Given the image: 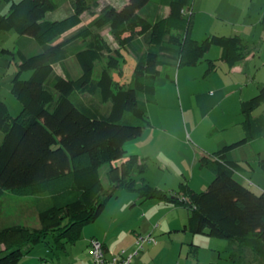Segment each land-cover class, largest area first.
<instances>
[{"label":"trees","instance_id":"trees-1","mask_svg":"<svg viewBox=\"0 0 264 264\" xmlns=\"http://www.w3.org/2000/svg\"><path fill=\"white\" fill-rule=\"evenodd\" d=\"M0 1L8 5L0 13V30H14L39 45L34 53H21L11 80L10 92L20 102V111L9 115L0 100V192L29 196L26 200H32L39 225L29 227L8 213L16 223L0 227V264H21L28 248L46 241L49 234L57 244L74 242L79 227L103 210L101 194L111 196L120 188L136 191L141 199L156 198L186 208L183 229L227 239L230 264H246L235 254L237 242L251 247L255 255H264V191L255 193L237 179L252 161L264 170V154L246 146L264 140V110L254 113L264 103V84L241 103L243 135L212 152L214 159H199V166L213 172L204 190L184 183L175 190L157 188L144 177H136L147 167L135 156L112 164L124 156L125 142L139 137L149 125L146 105L155 101L157 88L167 82L164 69L196 65L212 45L220 48V59L232 67L249 52L239 35L192 38V0H126L120 7L105 4L84 24L82 14L92 11L97 0H71V12L60 19H49L46 13L58 9L64 0ZM159 7H167L166 15L156 10ZM105 27L135 57L130 81L116 90L111 70L117 67L120 52L113 53L100 34ZM103 55L107 63L100 64V75L93 79L95 63H101ZM71 57L80 74L55 73V66ZM213 67V60L208 59L207 71ZM25 70L30 75L21 79ZM53 89L58 97L50 106ZM87 92L109 109L103 112L87 103ZM239 147H243V160L234 156ZM103 163H108L107 191L99 175Z\"/></svg>","mask_w":264,"mask_h":264},{"label":"rangeland","instance_id":"rangeland-1","mask_svg":"<svg viewBox=\"0 0 264 264\" xmlns=\"http://www.w3.org/2000/svg\"><path fill=\"white\" fill-rule=\"evenodd\" d=\"M106 2L116 3L117 1L97 0V5L93 7L92 11H87L82 14L83 24L89 21L93 15L98 14ZM191 3L194 12L190 21V35L192 37L200 40L205 35L213 33L219 35L239 34L244 37L248 45L253 48L255 59L250 63L252 78L250 85L245 87L241 92L244 99H249L253 89H255L257 85L264 84V25L259 23V17L262 12H264V0H192ZM6 7H8L6 3H0V12L7 11ZM70 12L71 10H69L67 3H63L58 9L47 12L46 17L49 19H60ZM142 16L149 21L153 19L146 15ZM100 34L106 39L113 53H115L116 50L120 52L117 54V56H119L117 67L111 70L114 89L116 90L119 87L127 85L130 81L135 64V57L130 50L121 47L112 34L110 27L102 29ZM142 38L145 40L144 36H142ZM2 49H7L12 53H3L1 52ZM38 49L39 45L36 42L27 41V39H24V37L16 31L0 30V100L6 104L8 114L11 116H15L21 109L20 102L10 92L11 80L20 62L21 53L26 52L31 54ZM219 56L220 48L217 45H212L201 59L200 62L202 63L199 62L198 66L199 64H204L205 70V68H207V59L210 58L213 60L214 67L207 74L203 75V78H199L201 74H198L196 76L198 80L195 83H190L194 87H191V85L188 87L199 88L205 85L209 94H216V90L221 88V92L226 95V102L215 107L213 111H209L205 122L202 123L200 130L197 132H192L189 119L186 116L187 114L185 115L186 117H182L180 113L184 143L177 144L169 151L167 157L170 158V160L174 161L180 158L185 162H189V159H191L194 153L193 146L198 148L201 145H205L211 148L213 144L218 143L224 138H229L230 136L232 138L234 132L240 129L238 126V122L241 119L237 106L238 92H234L233 95H231V89L236 87L238 75H233L228 67L221 63ZM106 63L107 57L103 55L101 63H95L92 75L93 79H97L100 75V64ZM182 67L189 68L187 66ZM64 70L68 72L70 77H77L81 72L74 57L67 59L61 65H56L54 69L55 73H61L64 72ZM177 71L178 67H175V73H173L174 84L177 81ZM29 75L30 70H25L21 74V79H26ZM256 91L253 93H256ZM52 93L53 100L50 102V106L54 105L58 97V93L54 89ZM88 94L87 92V94L84 95L87 103H91L94 108L103 112L109 109L108 105L98 102L97 98ZM74 96L75 95H72V98H74ZM222 108L224 109L223 111H225L224 114L222 113ZM262 110H264V103L255 108L254 113H259ZM218 111L222 115L218 114ZM171 112L172 113H168L169 115L167 117L175 119L176 112ZM223 115L228 119L227 122L230 121V124H222V122L216 120L217 117L221 118ZM222 126L226 127L224 128ZM250 146L264 154V140H254L250 142ZM107 168L108 163H103L99 169L104 191L109 189V183L105 176ZM185 173L187 179H192L193 185L198 187L197 189H201L200 191L204 190L212 179V177L210 178V176H212L211 171L207 167H196L193 172L187 167ZM142 175L144 176V174ZM142 175L137 178L140 179ZM151 177L152 181L158 180L162 182L161 180L165 179L168 187L174 189L179 188L178 176L172 173L161 174L158 173L156 168H153ZM237 179L255 193L264 191V171L260 168H255V170L248 169L240 174V176L237 175ZM26 198H29V196L14 195L6 190L0 192V227L16 223V220L14 219L15 221H13L8 215V213L11 212L19 222H24L29 227L39 225V219L32 211V200H26ZM101 199L105 203L103 210L94 220L87 221L79 227V235L74 242L67 240L62 241L61 244H57L49 234L46 241H40L29 247L27 252L22 256L20 263H88L91 261V258L88 254V250L84 251V244L85 240L92 235L100 237L103 234V236L105 235L104 238L107 237L106 243L110 248L120 249L119 246H121L122 242L126 239L124 238L126 233L131 231L132 225L136 224L135 221L137 217L143 216L146 205L149 206L151 203L145 201L146 199L139 198L136 191H130L124 188L118 189L115 194L111 196H108L106 192H104L101 194ZM160 205V207L158 205L154 208L156 210L155 217L165 214L167 218H174L178 224L177 230H172L168 233L173 243V247H171V264H230V243L227 239L208 236L203 233L192 234L184 230L183 225L186 222L187 216L186 208L181 206L174 207V209L166 213L164 209L165 204L160 203ZM147 211L150 213V210L147 209ZM158 232L153 233L156 240H158L159 237ZM236 244L238 248L235 254H240L243 262L246 264H264V255H255L251 247L243 246L238 242ZM1 246L2 248L4 247L3 244H1ZM179 247H182L180 254H178Z\"/></svg>","mask_w":264,"mask_h":264},{"label":"crops","instance_id":"crops-1","mask_svg":"<svg viewBox=\"0 0 264 264\" xmlns=\"http://www.w3.org/2000/svg\"><path fill=\"white\" fill-rule=\"evenodd\" d=\"M116 1H117L116 3L106 2L105 4H112L118 7L121 6L126 0H116ZM0 3L2 2L0 1ZM63 3H67L69 10H72L71 0H64ZM6 8L8 10V7ZM156 10H160L161 15H166L168 9L167 7H159L156 8ZM0 13H4V11ZM261 17L262 14L259 17V23L264 25V23H262L261 21ZM239 36L243 39L244 43L247 45L249 52L245 55V57L242 60L235 63V65H233L232 67H228L226 63L223 62L221 59L220 61L223 65H226L228 67L229 71L233 75H238V80L236 81V87L231 89V95H233L234 92H238L237 106L240 112L241 103L247 100L242 97L243 94L241 92L245 87H248L250 85V81L252 78L250 63H252V61L255 59V53L253 52V48L250 47V45H248L246 39H244V37H242L241 35ZM27 41L31 42V40H27ZM187 67L189 68L182 66L178 67L177 81L175 84L173 80V76H174L173 73H175V68L164 69L162 74L165 75L168 78V80L163 86L157 88L155 93V101L148 103L146 105L147 118L150 122L149 125H147L144 128L142 134L139 137L125 142L124 144L125 154L122 158L112 161L113 165H118L121 162L126 161L130 156H135L138 159V162L143 161L147 167L146 170L142 173L144 174V176L142 174H139L136 175V177L142 175V177H144L151 185L166 191L175 190V189L172 187H168L165 179H162L161 180L162 182H159L158 180L152 181L151 175L153 168H156L158 170V173L161 174L172 173L175 176H178L177 177V179L179 180L178 185H180V183H184L188 185L190 188L196 191H200L201 189H197L198 187L193 185V181H191L192 179H187L185 175L186 174L185 170L187 169V167L188 169L191 170V172H193L196 167L199 168L207 167L208 169H210L212 174L210 178L213 177V172L210 167L199 166L198 164L199 159L201 157H205L206 159H214L215 156L211 155L212 152L218 150L222 145L226 143H230L234 140H237L243 135V130L240 125V121L242 119L241 118L240 121L238 122L239 124L238 126L240 127V129L239 131L237 130L234 132V136L232 138L230 136L229 138L228 137L224 138L219 142L217 141L218 143L213 144L211 148L205 145H201L198 148L193 146L194 153L192 154L191 159H189V162H185L180 158L179 159L177 158L173 161L167 157L169 155V151H171V149L174 148V146H176L177 144L184 143L183 141L184 133L181 125L182 122H181L180 113L182 114V117H186V116L188 117L192 132H197L200 130L202 123L205 122L209 111L210 110L213 111L215 107H217L218 105H222L223 103L226 102L225 101L226 95L221 92V88H218L216 90V94L215 93L209 94V92L207 91L208 89L206 88L205 85L199 88L198 87L191 88L194 86H192V84L190 83H195L198 80L196 79V76L198 74H201V77L199 78H203L204 77L203 75L207 74L211 70L207 71V68H205L204 70L205 67L204 64H199L198 66V63L196 65L187 66ZM189 85H191V87H188ZM257 87H260V85H257L255 89H253L251 96L252 94H254L253 92L257 90ZM221 110L222 113L224 114L225 113V111H223L224 109L222 108ZM171 111L176 112L175 119L167 117L169 115L168 113H172ZM218 114L222 115L219 111ZM216 120L217 121L219 120L220 122H222V124H226V125L230 124V121L227 122L228 119L225 118L224 115L221 118L217 117ZM222 127L225 128L226 126H222ZM246 146L249 147V149L255 151V149H253L250 146V142L247 143ZM242 151H243V147H239L235 149L234 156L240 158V160H243L245 156L242 155ZM255 168H260V167L256 161H252L249 170H255ZM145 201H148L151 204H149V206L146 205L143 216L141 215L137 217L135 221L136 224H133L130 229L131 231L126 233L124 237L126 239L122 242L119 248L120 249L125 248L128 251H131L134 248V239L136 235L151 234L152 236H154L153 233L159 231L158 232L159 237L158 240H156L155 238V243L145 244L143 248L140 249L137 252V254L133 256V264H171V251H172L171 247H173V243L171 241L172 238L168 233L172 230H177L178 224L174 218L173 219L169 217L167 218L165 214L155 217L156 210L154 208H156L158 205L160 207L161 206L160 203H164L165 204L164 209L166 210V213H168L171 211V209H174V207H180V206L174 203L158 200L156 198L146 199ZM147 209L150 210V213L147 211ZM104 236L102 234L100 237H96L93 235L90 237H95L101 242H103L105 247L109 250H113V251L119 250V249L110 248L106 243L107 237L104 238ZM87 240L88 238L85 240L84 251L87 250ZM181 249L182 247H179L178 254H180ZM84 264H91V261L88 263L84 262Z\"/></svg>","mask_w":264,"mask_h":264},{"label":"built area","instance_id":"built-area-1","mask_svg":"<svg viewBox=\"0 0 264 264\" xmlns=\"http://www.w3.org/2000/svg\"><path fill=\"white\" fill-rule=\"evenodd\" d=\"M147 243H155L151 234H138L134 239V248L128 251L121 248L117 251L109 250L97 238L88 240L87 250L91 264H133V256Z\"/></svg>","mask_w":264,"mask_h":264}]
</instances>
